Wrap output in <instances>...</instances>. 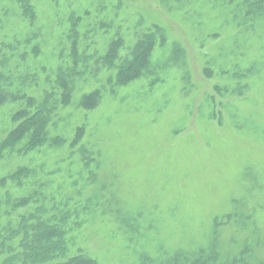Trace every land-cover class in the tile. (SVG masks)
Instances as JSON below:
<instances>
[{
    "label": "rangeland",
    "instance_id": "374dc122",
    "mask_svg": "<svg viewBox=\"0 0 264 264\" xmlns=\"http://www.w3.org/2000/svg\"><path fill=\"white\" fill-rule=\"evenodd\" d=\"M28 2L33 20L20 0H0V143L29 100L33 113L50 95V118L44 144L24 152L25 138L0 156V242L11 246L0 264L20 252L11 233L30 215L65 232L66 256L49 264H185L214 245V264L246 248L264 264V15L247 13L253 0ZM150 33V72L117 86L108 44L123 40L118 65ZM60 72L72 74L66 105ZM93 91L96 108L79 107Z\"/></svg>",
    "mask_w": 264,
    "mask_h": 264
},
{
    "label": "trees",
    "instance_id": "16d2710c",
    "mask_svg": "<svg viewBox=\"0 0 264 264\" xmlns=\"http://www.w3.org/2000/svg\"><path fill=\"white\" fill-rule=\"evenodd\" d=\"M20 4L23 15L29 20H33L35 16L32 6L29 4L28 0H20ZM253 10L260 15H264V0H253V2L248 4L247 13L251 14ZM76 20L77 19L75 17L74 19H71L72 33L75 32ZM122 41V39L112 40L108 44L105 56L102 58L105 65L108 67L115 66V83L117 86H126L150 72L152 64L151 56L155 49L157 38L153 33L144 35L132 49L130 57L124 59L116 65L115 62L119 59V51L122 47ZM72 51L74 59H76L78 56L76 34L74 35V40L72 41ZM176 52L177 50H175V53ZM71 76L72 74L66 72H60L57 76V84L63 89V105H66L70 98L71 88L69 84ZM49 98L50 95H47L44 103L37 107V110L33 113L29 111L30 105L32 104V101L29 100L28 107L26 109L14 114L12 119L18 124L0 143V156L4 150L17 149L19 142L25 138L28 142L24 152H29L35 147L41 146L45 143L44 137L48 120L50 118V110L47 108V101ZM99 100V92L93 91L81 97L79 107L86 110H93L98 105ZM4 101L5 97L0 96V104ZM81 130V128L77 130L75 139L72 142V147H75L80 141ZM18 150L22 151L23 149L20 148ZM19 171L20 172H18V174L21 173L22 169H19ZM16 176V173H14L13 176L10 175V179L16 180ZM25 200L26 199L20 200L19 205H23ZM64 221H66L65 218L61 220V223ZM11 234L21 237L18 243L20 252L15 254V256H13L10 260L5 258L3 260V264H12L15 260H22V264H49L57 259L65 258L66 256L65 232L62 226L53 224L49 220H44L42 215L39 217L34 215H30L28 218L22 217L17 230L13 231ZM7 242H0V254L11 249V246L6 244ZM211 252H214V254H208L206 256L207 253ZM248 252L250 253V250L246 248V250L244 249L241 252L239 257L237 255L232 256V262L230 264H249L250 255ZM218 253L219 252L214 245L210 251H201L196 257L191 258L190 260L185 255V264H214L215 259H217V257L214 258V256H218ZM175 257L176 255L174 258ZM178 257L180 256H177L174 259L175 262H177ZM58 264H96V262L83 256H75Z\"/></svg>",
    "mask_w": 264,
    "mask_h": 264
}]
</instances>
